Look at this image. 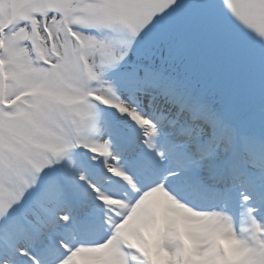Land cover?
Wrapping results in <instances>:
<instances>
[{
  "label": "snow or ice",
  "instance_id": "6c2138e0",
  "mask_svg": "<svg viewBox=\"0 0 264 264\" xmlns=\"http://www.w3.org/2000/svg\"><path fill=\"white\" fill-rule=\"evenodd\" d=\"M0 264H264V0H0Z\"/></svg>",
  "mask_w": 264,
  "mask_h": 264
},
{
  "label": "bare ground",
  "instance_id": "6f19581e",
  "mask_svg": "<svg viewBox=\"0 0 264 264\" xmlns=\"http://www.w3.org/2000/svg\"><path fill=\"white\" fill-rule=\"evenodd\" d=\"M229 244H230V242H229Z\"/></svg>",
  "mask_w": 264,
  "mask_h": 264
}]
</instances>
